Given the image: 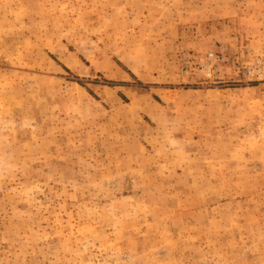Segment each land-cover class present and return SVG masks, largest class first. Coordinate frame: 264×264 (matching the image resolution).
I'll return each mask as SVG.
<instances>
[{"label": "rangeland", "instance_id": "374dc122", "mask_svg": "<svg viewBox=\"0 0 264 264\" xmlns=\"http://www.w3.org/2000/svg\"><path fill=\"white\" fill-rule=\"evenodd\" d=\"M263 75L264 0H0V264H264Z\"/></svg>", "mask_w": 264, "mask_h": 264}, {"label": "built area", "instance_id": "2783aa9c", "mask_svg": "<svg viewBox=\"0 0 264 264\" xmlns=\"http://www.w3.org/2000/svg\"><path fill=\"white\" fill-rule=\"evenodd\" d=\"M261 76H262V74H261ZM264 76V75H263Z\"/></svg>", "mask_w": 264, "mask_h": 264}]
</instances>
